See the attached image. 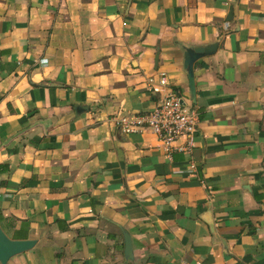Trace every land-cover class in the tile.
<instances>
[{
	"label": "crops",
	"instance_id": "obj_1",
	"mask_svg": "<svg viewBox=\"0 0 264 264\" xmlns=\"http://www.w3.org/2000/svg\"><path fill=\"white\" fill-rule=\"evenodd\" d=\"M173 88L189 150L120 129ZM0 226L5 264H264V0H0Z\"/></svg>",
	"mask_w": 264,
	"mask_h": 264
},
{
	"label": "built area",
	"instance_id": "obj_2",
	"mask_svg": "<svg viewBox=\"0 0 264 264\" xmlns=\"http://www.w3.org/2000/svg\"><path fill=\"white\" fill-rule=\"evenodd\" d=\"M226 25L228 22H225ZM154 78L148 79V89L158 92ZM158 83L166 85L167 80L162 73ZM120 129L125 133L140 129L151 130L158 138L163 148L171 152L175 149L189 150L193 145V138L198 130L199 114L197 110L187 105L183 96L171 89L160 99L155 106L145 112L123 114L117 117ZM184 140L182 146L174 143Z\"/></svg>",
	"mask_w": 264,
	"mask_h": 264
},
{
	"label": "water",
	"instance_id": "obj_3",
	"mask_svg": "<svg viewBox=\"0 0 264 264\" xmlns=\"http://www.w3.org/2000/svg\"><path fill=\"white\" fill-rule=\"evenodd\" d=\"M217 43L209 45H198L185 47L183 53V67L188 77V89L191 99H194L195 85L193 64L199 58L209 55L215 51ZM125 249L129 251L130 240L127 233L124 234ZM35 245V240L12 239L9 238L0 226V263L5 264L12 256L31 249Z\"/></svg>",
	"mask_w": 264,
	"mask_h": 264
},
{
	"label": "trees",
	"instance_id": "obj_4",
	"mask_svg": "<svg viewBox=\"0 0 264 264\" xmlns=\"http://www.w3.org/2000/svg\"><path fill=\"white\" fill-rule=\"evenodd\" d=\"M173 90H175V91L179 92V89H178V88H173Z\"/></svg>",
	"mask_w": 264,
	"mask_h": 264
}]
</instances>
